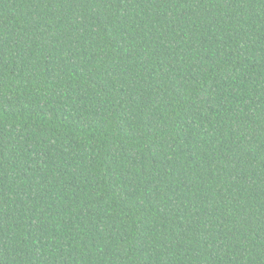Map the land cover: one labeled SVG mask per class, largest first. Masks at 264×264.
<instances>
[{
  "label": "trees",
  "instance_id": "1",
  "mask_svg": "<svg viewBox=\"0 0 264 264\" xmlns=\"http://www.w3.org/2000/svg\"><path fill=\"white\" fill-rule=\"evenodd\" d=\"M0 264H264V0H0Z\"/></svg>",
  "mask_w": 264,
  "mask_h": 264
}]
</instances>
